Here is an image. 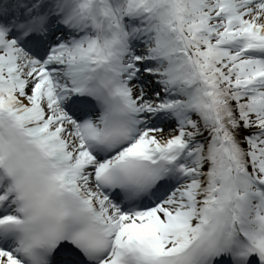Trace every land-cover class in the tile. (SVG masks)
<instances>
[{
  "label": "snow or ice",
  "instance_id": "1",
  "mask_svg": "<svg viewBox=\"0 0 264 264\" xmlns=\"http://www.w3.org/2000/svg\"><path fill=\"white\" fill-rule=\"evenodd\" d=\"M0 264H264V0H0Z\"/></svg>",
  "mask_w": 264,
  "mask_h": 264
}]
</instances>
